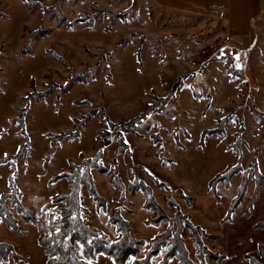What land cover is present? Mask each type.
<instances>
[{
	"label": "rangeland",
	"instance_id": "1",
	"mask_svg": "<svg viewBox=\"0 0 264 264\" xmlns=\"http://www.w3.org/2000/svg\"><path fill=\"white\" fill-rule=\"evenodd\" d=\"M173 87V99L156 104ZM144 112L133 129L119 130L126 146L120 147L108 124ZM87 114L80 136L61 139L46 161L54 137ZM225 117L223 133L199 146L201 132ZM263 128L264 0H0V195L11 178L36 220L55 218L51 199L68 192L66 181L49 179L100 152L124 191L92 170L105 209L95 210L87 186L79 203L86 211L81 218L107 241L118 238L107 223L115 209L135 240L147 244L167 228L145 224L151 213L142 195L127 191L142 184L165 215L178 211L203 231V245L222 257H205L204 264H248L244 255L264 249ZM238 134L235 152L228 146ZM24 144L20 161L3 162ZM251 163L263 178L253 199ZM235 165L245 171L247 187L228 216L242 174L227 187L218 184L215 197L207 184ZM11 212L23 233L0 223V242L15 246L28 264H42L35 225ZM182 240L196 263L187 231ZM138 249L142 258L146 246ZM162 251L151 264H161Z\"/></svg>",
	"mask_w": 264,
	"mask_h": 264
},
{
	"label": "trees",
	"instance_id": "2",
	"mask_svg": "<svg viewBox=\"0 0 264 264\" xmlns=\"http://www.w3.org/2000/svg\"><path fill=\"white\" fill-rule=\"evenodd\" d=\"M24 1V0H22ZM28 1V0H26ZM175 87L162 99H159L156 104L161 106L173 99ZM148 107V111L151 110ZM129 120L126 123L112 125L108 124L109 128L113 130L114 138H119V146L124 148L123 138L119 133L120 129L127 131L133 129L146 116V113ZM91 114L83 116L80 120H75L73 123V130L58 134L50 143V151L46 157V161L54 153L56 143L64 137L76 139L80 136V131L84 125L89 121ZM229 120L225 117L218 121L215 129H209L201 132L199 136L198 145L202 146L203 138L214 135H221L223 133L224 124ZM241 129V128H240ZM264 129V128H263ZM242 130V129H241ZM241 130L239 132H241ZM264 136V130L263 134ZM239 134L237 135L235 144L229 145L228 149L238 151ZM107 144V141H104ZM126 147V146H125ZM27 146H21L14 157H7L3 160H12L11 164L20 161L24 155L23 151ZM101 153H96L92 158L82 159L78 165L69 164L70 173H61L54 175L48 181L49 184H55L59 181H66L68 183V192L60 193L51 199V204L54 205L56 217L51 215L47 217L41 214L36 220L34 213L28 207H25L20 201V192L15 187L13 180L9 179V191L0 195V223L16 235L23 233V228L19 221L13 216L19 217L23 223L35 225L37 233V245L41 249L45 260L44 264H92L96 257L102 255L109 258L113 264H126L131 259V264H151V259L161 254V264H169L170 261L175 260L176 264H204L205 257L220 262L222 257L211 253L202 243L201 237L203 231L197 226L192 225L188 219L175 211L173 216L165 215L158 204L155 202L150 189L142 184H129L127 191L130 193L139 192L143 197L142 208L151 213V216L145 221L146 225L158 226L161 223H167V228L164 232L154 236L148 243L138 241L130 237V229L127 222L120 216L119 210H113L107 217V223L113 227L115 233L118 235L117 240L113 242L107 241L105 236L98 230L90 227L81 218L86 211L80 206L79 196L80 188L87 186L88 195L94 203L97 212L104 211L105 202L96 193L94 188L91 171L95 170L99 174L110 177L112 169H106L102 166ZM253 171L251 176L253 178L254 186L251 198L257 194L260 183L263 178L257 171L255 163H251ZM245 172V171H244ZM241 172L240 168L235 165L228 167L221 173L216 174L207 184V190L214 196L215 187L222 184L228 186L229 180L241 173V179L236 191L235 197L231 200L228 216L241 202L243 195L246 192L247 180L245 173ZM110 185L116 191L122 193L124 188L117 177H110ZM120 200L123 196L120 194ZM173 225L175 228H173ZM264 227V224H262ZM187 231L189 238L192 241L194 248L195 262H192L184 247L182 234ZM146 246L143 257L137 258L139 247ZM244 259L248 264H264V249L258 248V253H249L244 255ZM11 261L14 264L25 262V258L16 253V247L10 244L0 242V262L7 263Z\"/></svg>",
	"mask_w": 264,
	"mask_h": 264
},
{
	"label": "crops",
	"instance_id": "3",
	"mask_svg": "<svg viewBox=\"0 0 264 264\" xmlns=\"http://www.w3.org/2000/svg\"><path fill=\"white\" fill-rule=\"evenodd\" d=\"M44 260H43V262H44ZM43 262H42V264H44ZM19 264H28V259L26 258V261L24 263L22 262ZM92 264H113V263L109 258L100 255V256L96 257V260Z\"/></svg>",
	"mask_w": 264,
	"mask_h": 264
}]
</instances>
